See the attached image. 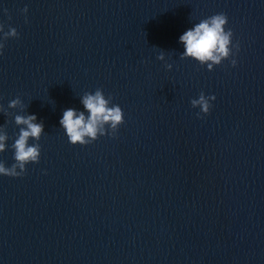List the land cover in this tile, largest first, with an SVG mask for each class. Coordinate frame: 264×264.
Segmentation results:
<instances>
[{"label":"water","instance_id":"water-1","mask_svg":"<svg viewBox=\"0 0 264 264\" xmlns=\"http://www.w3.org/2000/svg\"><path fill=\"white\" fill-rule=\"evenodd\" d=\"M219 13L236 65L181 59ZM0 25V162L15 115L44 125L39 162L0 175V264H264V0H0ZM97 88L124 123L72 145L63 111Z\"/></svg>","mask_w":264,"mask_h":264},{"label":"clouds","instance_id":"clouds-1","mask_svg":"<svg viewBox=\"0 0 264 264\" xmlns=\"http://www.w3.org/2000/svg\"><path fill=\"white\" fill-rule=\"evenodd\" d=\"M23 12H27L25 7ZM27 22V21H26ZM227 24V16L219 13L202 19L186 30L180 37L179 42L183 44L184 51L180 54L181 59L190 58L200 65H207V69L211 71L214 65H219L223 60L229 59L230 64L234 67L237 63L235 57L239 51V44H232L233 33L231 29L225 31ZM3 26L0 25V32ZM18 33L15 28H9L3 33L0 40H7L10 37H17ZM4 44L0 42V49ZM235 49V51H233ZM158 60H164L163 52L157 56ZM165 67L170 69L171 64ZM112 97L105 95L102 89L97 88L94 93L85 92L80 97V103L84 111L68 108L63 111L59 124L64 129L67 140L72 145H88L105 134L114 137L118 127L124 123L122 109L111 104ZM215 100L214 95L205 96L203 92L199 94V98L192 99L190 104L193 108L199 107L200 111L196 113L197 118H201V114L207 115L212 107L210 101ZM8 108L19 109L24 111L25 106L19 97L12 99ZM87 113V116L85 115ZM14 123L19 127L18 135L11 148L14 150V163L11 167H5L0 162V175L19 177L24 175L25 166L28 163H38L40 158V145L38 143L29 144V139L39 141L41 134L44 132L43 122H37V117L32 115H15ZM9 139L6 131L0 128V152L6 149V140ZM19 169V171H17Z\"/></svg>","mask_w":264,"mask_h":264}]
</instances>
